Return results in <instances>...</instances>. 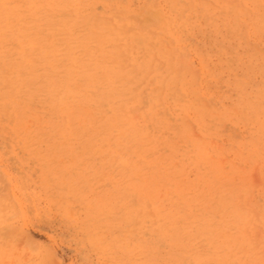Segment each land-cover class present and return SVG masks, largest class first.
<instances>
[{
	"label": "rangeland",
	"instance_id": "1",
	"mask_svg": "<svg viewBox=\"0 0 264 264\" xmlns=\"http://www.w3.org/2000/svg\"><path fill=\"white\" fill-rule=\"evenodd\" d=\"M9 1H0V264H264V1Z\"/></svg>",
	"mask_w": 264,
	"mask_h": 264
},
{
	"label": "bare ground",
	"instance_id": "2",
	"mask_svg": "<svg viewBox=\"0 0 264 264\" xmlns=\"http://www.w3.org/2000/svg\"><path fill=\"white\" fill-rule=\"evenodd\" d=\"M0 1H1V0H0ZM10 1H12V0H10ZM10 1H9V2H10ZM258 1H259V0H258ZM260 1H261V0H260ZM263 1H264V0H263ZM0 3H1V2H0ZM2 3H5V2L2 1ZM2 3H1V4H2ZM13 3H14V2H13ZM261 3H262V2H261ZM6 4H7V3H6ZM65 4H66V3H65ZM245 4H246V3H245ZM249 4H250V3H249ZM262 4H263V3H262ZM2 5H3V4H2ZM8 5H9V4H8ZM8 5H7V6H8ZM11 5H12V4H11ZM17 5H18V4H17ZM55 5H56V4H55ZM57 5H58V4H57ZM28 6H29V5H28ZM44 6H45V5H44ZM60 6H61V5H60ZM256 6H257V5H256ZM260 6H261V5H260ZM0 7H1V5H0ZM5 7H6V6H5ZM12 7H14V5H13ZM56 7H57V6H56ZM224 7H225V6H224ZM224 7H223V8H224ZM228 7L230 8V6H228ZM228 7H227V9H228ZM244 7H245V6H244ZM53 8H54V7H53ZM53 8H52V9H53ZM57 8H58V7H57ZM59 8H60V7H59ZM223 8H222V9H223ZM245 8H246V7H245ZM258 8H260V10H261L262 7H259V6H258ZM1 9H2V8H1ZM5 9H6V8H5ZM13 9H14V8H13ZM26 9H27V8H26ZM62 9H64V8H62ZM197 9H198V8H197ZM231 9H232V8H231ZM251 9H253V8H251ZM15 10H16V8H15ZM15 10H13V12H14ZM53 10H54V9H53ZM206 10H208V9L205 8V12H206ZM228 10H229V9H228ZM242 10H243V9H242ZM246 10H247V8H246ZM249 10H250V9H249ZM262 10H264V9H262ZM3 11H4V10H2V12H3ZM11 11H12V10H11ZM54 11H55V10H54ZM58 11H60V9H58ZM215 11H216V10H215ZM232 11H233V10H232ZM256 11H257V10H256ZM2 12H0V13H2ZM7 12H8V11H7ZM197 12H199V11H197ZM213 12H214V11H212V13H213ZM217 12H218V11H216V13H217ZM219 12H220V11H219ZM219 12H218V13H219ZM226 12H227V11H226ZM243 12H244V11H243ZM251 12H252V11H251ZM257 12H259V11H257ZM16 13H17V12H16ZM209 13H210V12H209ZM238 13H240V12H238ZM4 14H5V12H4ZM13 14H15V13H12V15H13ZM30 14H31V12H30ZM54 14H55V13H54ZM57 14H58V13H57ZM240 14H241V13H240ZM254 14H255V13H254ZM263 14H264V13H263ZM0 15H1V14H0ZM209 15L212 16L211 14H209ZM218 15H219V14H218ZM231 15H232V14H231ZM235 15H236V14H235ZM246 15H247V14H246ZM9 16H10V15H9ZM90 16H91V15H90ZM205 16H206V14H205ZM229 16H230V15H229ZM232 16H233V15H232ZM236 16H237V15H236ZM239 16L242 17V15H239ZM248 16H250V15H248ZM255 16H256V15H255ZM255 16H254V17H255ZM11 17H12V16H11ZM13 17H14V16H13ZM3 18H4V17H3ZM20 18H21V17H20ZM33 18H34V17H33ZM174 18H175V17H174ZM214 18H215V17H214ZM236 18H237V17H236ZM238 18H239V17H238ZM244 18H245V17H244ZM255 18H257V16H256ZM258 18H259V17H258ZM4 19H5V18H4ZM27 19H28V18H27ZM210 19H211V18H210ZM218 19H219V17H218ZM227 19H228V16H227ZM229 19H230V18H229ZM229 19H228V20H229ZM0 20H1V17H0ZM12 20H13V19H12ZM12 20H11V21H12ZM232 20H233V19H232ZM252 20H253V19H252ZM255 20H256V19H255ZM255 20H254V21H255ZM30 21H31V20H30ZM239 21H240V20H239ZM245 21H246V20H245ZM31 22H32V21H31ZM188 22H190V20H189ZM209 22H210V21H209ZM215 22H216V21H215ZM226 22H227V21H226ZM230 22H231V20H230ZM251 22H253V21H251ZM256 22H257V21H256ZM262 22H263V20H262ZM24 23H25V21H24ZM184 23H185V22H184ZM200 23H201V22H200ZM228 23H229V22H228ZM231 23H232V22H231ZM237 23H238V22H237ZM240 23H241V22H240ZM260 23H261V22H260ZM260 23H259V24H260ZM1 24H2V23H1ZM10 24H11V23H10ZM13 24H14V23H13ZM13 24H12V25H13ZM82 24H83V23H82ZM84 24H85V23H84ZM176 24H177V22H176ZM176 24H175V25H176ZM178 24H179V22H178ZM216 24H217V23H216ZM255 24H256V23H255ZM4 25H5V24H4ZM199 25H201V24H199ZM237 25H238V24H237ZM256 25H257V24H256ZM256 25H253V26H256ZM15 26H16V25H15ZM15 26H14V27H15ZM78 26H79V25H78ZM172 26H173V25H172ZM185 26H186V25H185ZM232 26H233V25H232ZM239 26H241V25H239ZM249 26H250V25H249ZM261 26H263V25H261ZM2 27H3V26H2ZM11 27H12V26H11ZM48 27H49V26H48ZM173 27H174V26H173ZM178 27H179V26H178ZM186 27H187V26H186ZM190 27H192V26H190ZM217 27L219 28V26H217ZM226 27H228V26H226ZM257 27H258V26H257ZM257 27H255V28H257ZM263 27H264V26H263ZM24 28H25V27H24ZM101 28H102V27H101ZM234 28H235V27H234ZM251 28H253V27L251 26ZM0 29H2V28H0ZM29 29H30V28H29ZM35 29H36V28H35ZM178 29H179V28H178ZM183 29H184V28H182L181 30H183ZM186 29H187V28H186ZM216 29H217V28H216ZM220 29H221V28H220ZM249 29H250V28H249ZM249 29H248V30H249ZM32 30H33V29H32ZM36 30H37V29H36ZM45 30H46V29H45ZM48 30H49V29H48ZM172 30H173V29H172ZM187 30H188V29H187ZM250 30H251V29H250ZM14 31H15V30H14ZM37 31H38V30H37ZM37 31H36V32H37ZM53 31H54V30H53ZM175 31H176V30H175ZM178 31H179V30H178ZM256 31H259V29L256 30ZM1 32H2V31H1ZM19 32H20V31H19ZM19 32H18V33H19ZM24 32H25V31H24ZM27 32H28V31H27ZM102 32H103V31H102ZM251 32H252V31H251ZM251 32L249 31V33H251ZM253 32H255V30H253ZM15 33H16V32H15ZM167 33H168V32H167ZM181 33H182V32H181ZM34 34H35V33H34ZM41 34H42V33H41ZM56 34H57V33H56ZM64 34H65V33H64ZM254 34H255V33H254ZM254 34H253V35H254ZM256 34H257V33H256ZM258 34H259V32H258ZM6 35H7V34H6ZM6 35H5V36H6ZM9 35H10V33H9ZM25 35H26V34H25ZM36 35H37V34H36ZM162 35H163V34H162ZM251 35H252V34H251ZM172 36H173V34H172ZM13 37H14V36H13ZM17 37H18V36H17ZM20 37H21V36H20ZM34 37H35V36H34ZM59 37H60V36H59ZM67 37H68V36H67ZM76 37H77V36H76ZM223 37H224V36H223ZM226 37L228 38V36H226ZM259 37H260V36H259ZM2 38H4V37H2ZM74 38H75V37H74ZM170 38H171V37H170ZM179 38H180V37H179ZM229 38H230V37H229ZM229 38H228V39H229ZM254 38H255V37H254ZM36 39H38V38L36 37ZM36 39H35V40H36ZM46 39H47V38H46ZM232 39H234V38H232ZM256 39H258V38H256ZM6 40H7V39H6ZM20 40H21V39H20ZM111 40H112V39H111ZM175 40H176V38H175ZM234 40H235V39H234ZM246 40H247V39H246ZM93 41H94V40H93ZM165 41H166V40H165ZM260 41H261V39H260ZM27 42H28V41H27ZM71 42H72V40H71ZM247 42H248V41H247ZM252 42H253V41H252ZM34 43H35V42H34ZM34 43H33V44H34ZM168 43H169V42H168ZM240 43H241V42H240ZM261 43H262V42H261ZM48 44H49V43H48ZM75 44H76V43H75ZM92 44H93V43H92ZM177 44H178V43H177ZM251 44H252V43H251ZM98 45H99V44H98ZM106 45H107V44H106ZM254 45H255V44H254ZM73 46H74V44H73ZM94 46H95V45H94ZM240 46H241V44H240ZM249 46H250V45H249ZM71 47H72V46H71ZM102 47H103V46H102ZM195 47H196V46H195ZM252 47H254V46H251V48H252ZM45 48H46V47H45ZM53 48H54V47H53ZM55 48H58V47H55ZM110 48H111V47H110ZM251 48H250V49H251ZM254 48H255V47H254ZM137 49H138V48H137ZM250 49H249V50H250ZM37 50H38V49H37ZM77 50H78V49H77ZM92 50H93V49H92ZM111 50H112V49H111ZM179 50H180V49H179ZM224 50H225V49H224ZM252 50H253V49H252ZM44 51H45V50H44ZM65 51H66V50H65ZM190 51H191V50H190ZM222 51H223V50H222ZM223 52H225V51H223ZM248 52H249V51H248ZM254 52H255V51H254ZM257 52H258V51H257ZM39 53H40V52H39ZM68 53H69V52H68ZM255 53H256V52H255ZM255 53L252 54V55H255ZM80 54H81V53H80ZM86 54H87V53H86ZM221 54H222V53H221ZM221 54H219V55H221ZM213 55H214V54H213ZM50 56H52V55H50ZM80 56H81V55H80ZM256 56H257V55H256ZM58 57H59V56H58ZM82 57H83V56H82ZM85 57H86V56H85ZM215 57H216V56H215ZM217 57H218V56H217ZM220 57H221V56H220ZM225 57H227V55H225ZM230 57H232V56H230ZM234 57H235V55H234ZM238 57H239V56H238ZM249 57H250V56H249ZM253 57H254V56H253ZM63 58H64V57H63ZM201 58H202V57H201ZM222 58H223V57H222ZM232 58H233V57H232ZM247 58H248V57H247ZM49 59H50V58H49ZM209 59H210V58H209ZM230 59H231V58H230ZM240 59H241V58H240ZM242 59H243V58H242ZM218 60H219V59H218ZM220 60H221V59H220ZM220 60H219V61H220ZM225 60H226V59H225ZM232 60H233V59H232ZM246 60H247V59H246ZM246 60H245V61H246ZM250 60H251V59H250ZM256 60H257V58H256ZM256 60H255V61H256ZM59 61H60V59L58 60V62H59ZM86 61H87V60H86ZM88 62H91V61H88ZM200 62H203V61H200ZM206 62H207V61H206ZM226 62H227V61H226ZM261 62H262V61H261ZM204 63H205V62H204ZM239 63H240V62H239ZM249 63H250V61H249ZM254 63H255V62H254ZM91 64H92V63H91ZM209 64H210V63H209ZM85 65H86V64H85ZM97 65H98V64H97ZM203 65H204V64H203ZM221 65H222V63H221ZM221 65H220V66H221ZM223 65H224V64H223ZM252 65H253V64H252ZM98 66H99V65H98ZM215 66H216V65H215ZM248 66H249V65H248ZM85 67H86V66H85ZM112 67H113V66H112ZM221 67H222V66H221ZM255 67H256V66H255ZM263 67H264V66H263ZM102 68H103V67H102ZM210 68H212V67H210ZM217 68H218V67H217ZM241 68H242V67H241ZM69 69H72V68L69 67ZM89 69H90V68H89ZM98 69H99V68H98ZM116 69H117V68H116ZM188 69H189V68H188ZM203 69H204V68H203ZM96 70H97V69H96ZM184 70H185V69H184ZM212 70H213V69H212ZM215 70H216V69H215ZM263 70H264V69H261V71H263ZM80 71H81V70H80ZM185 71H186V70H185ZM192 71H193V70H192ZM219 71H220V70L218 69V72H219ZM251 71H252V70H251ZM52 72H53V71H52ZM52 72H50V73H52ZM90 72H91V71H90ZM95 72H96V71H95ZM230 72H233V71H230ZM234 72H235V71H234ZM66 73H67V72H66ZM71 73H72V72H70L69 74L71 75ZM78 73H80V72H78ZM82 73H83V72H82ZM82 73H81V74H82ZM88 73H89V72H88ZM91 73H93V72H91ZM173 73H174V72H173ZM173 73H172V74H173ZM244 73H245V72H244ZM262 73H263V72H262ZM62 74H63V73H62ZM73 74H74V72H73ZM84 74H85V72H84ZM86 74H87V72H86ZM96 74H97V73H96ZM110 74H112V73H110ZM172 74H171V75H172ZM223 74H224V73H223ZM227 74H228V73H227ZM235 74H236V73H235ZM240 74H241V73H240ZM255 74H256V73H255ZM259 74H260V73H259ZM48 75H49V74H48ZM51 75H53V74H51ZM56 75H57V74H56ZM60 75H61V74L59 73V76H60ZM64 75H65V74H64ZM79 75H80V74H79ZM79 75H78V76H79ZM87 75H88V74H87ZM107 75H108V74H107ZM171 75H170V76H171ZM228 75H229V74H228ZM249 75H251L250 72H249ZM61 76H63V75H61ZM65 76L67 77V75H65ZM65 76H64V77H65ZM78 76H76V77H78ZM84 76H85V75H84ZM91 76H92V75H91ZM165 76H166V75H165ZM170 76H169V77H170ZM206 76H207V75H206ZM66 77H65V78H66ZM80 77H81V76H80ZM85 77H86V76H85ZM85 77H83V78H85ZM92 77H94V76H92ZM107 77H110V76H107ZM111 77H112V76H111ZM163 77H164V76H163ZM171 77H172V76H171ZM229 77H230V76H229ZM237 77H239V76H237ZM237 77H236V78H237ZM250 77H251V76H250ZM261 77H262V76H261ZM112 78H113V77H112ZM60 79L62 80V77H61ZM63 79H64V78H63ZM70 79H71V78H70ZM85 79H86V78H85ZM91 79H92V78H90V80H91ZM97 79H99V78H97ZM115 79H116V76H115ZM179 79H180V78H179ZM229 79H230V78H229ZM229 79H228V80H229ZM61 80H60V81H61ZM88 80H89V79H88ZM95 80H96V77H95ZM99 80H100V79H99ZM159 80H160V79H159ZM183 80H184V79H183ZM244 80H245V79H244ZM244 80H243V81H244ZM250 80H251V79H250ZM79 81H80V79H79ZM82 81H83V80H82ZM80 82H81V81H80ZM95 82H97V81H95ZM100 82H102V81H100ZM158 82H159V81H158ZM212 82H213V81H212ZM230 82H231V79H230ZM239 82H240V81H239ZM241 82H242V81H241ZM53 83L55 84V82H53ZM74 83L76 84V82H74ZM102 83H103V82H102ZM165 83H166V81H165ZM178 83H179V82H178ZM60 84L62 85V83H60ZM75 84H74V85H75ZM82 84H83V82L81 83V85H82ZM91 84H92V83H91ZM97 84H99V83H97ZM100 84H101V83H100ZM117 84H118V83H117ZM157 84H158V83H157ZM160 84H162V82H161ZM181 84H182V83H181ZM255 84H256V82H255ZM56 85H57V84H56ZM61 85H60V86H61ZM69 85H70V84H69ZM77 85H78V84H77ZM87 85H88V84H87ZM92 85H93V84H92ZM171 85H173V84H171ZM245 85H248V84H245ZM245 85H244V86H245ZM253 85H254V84H253ZM54 86H55V85H54ZM54 86H53V87H54ZM65 86H66V85H65ZM67 86H68V85H67ZM70 86H72V85H70ZM83 86L85 87V85H83ZM88 86H89V85H88ZM88 86H87V87H88ZM90 86H91V85H90ZM95 86H97V85H95ZM120 86H121V85H120ZM156 86H157V85H156ZM156 86H155V87H156ZM158 86H159V85H158ZM230 86H231V85H230ZM235 86H236V88L238 87L237 85H235ZM250 86H252V84H251ZM255 86H256V85H255ZM258 86H259V85H258ZM61 87H62V86H61ZM72 87H73V86H72ZM80 87H81V86H80ZM133 87H134V86H133ZM163 87H164V86H163ZM165 87H167V86L165 85ZM165 87H164V88H165ZM231 87H232V86H231ZM248 87H249V86H248ZM252 87H253V86H252ZM88 88L90 89V87H88ZM158 88H159V87H158ZM255 88H256V87H255ZM61 89H62V88H61ZM64 89L66 90V87H65ZM64 89H62V90L65 91ZM72 89H75V88H72ZM82 89L84 90V88H82ZM82 89H81V90H82ZM91 89H92V87H91ZM91 89H90V90H91ZM101 89H102V87H101ZM159 89H160V88H159ZM173 89H174V88H173ZM182 89H183V88H182ZM182 89H181V90H182ZM239 89H241V87H240ZM247 89H248V88H247ZM247 89H246V90H247ZM46 90H47V89H46ZM69 90H71V89L69 88ZM81 90H80V91H81ZM152 90H153V89H152ZM168 90H169V88H168ZM174 90H175V89H174ZM177 90H178V89H177ZM246 90H245V92H246ZM74 91H75V90H74ZM88 91H89V90H88ZM95 91H96V90H95ZM100 91H102V90H100ZM100 91H98V93H100ZM106 91H107V89H106ZM148 91H149V90H148ZM148 91H147V93H148ZM182 91H183V90H182ZM252 91H253V90H252ZM252 91H251V92H252ZM254 91H255V90H254ZM66 92H67V90H66ZM75 92H77V91H75ZM115 92H116V91H115ZM118 92H120V91H118ZM136 92H137V91H136ZM140 92H141V91H140ZM140 92H139V94H140ZM152 92H153V91H152ZM156 92H157V91H156ZM156 92H155V93H156ZM183 92H184V91H183ZM210 92H211V90H210ZM245 92H244V93H245ZM249 92H250V91H249ZM255 92H257V89H256ZM68 93H69V92H68ZM72 93H73V92H72ZM77 93H78V92H77ZM81 93H83V92H81ZM95 93H96V92H95ZM143 93H144V92H143ZM149 93H150V92H149ZM149 93H148V94H149ZM158 93H159V92H158ZM160 93H161V92H160ZM164 93H165V92H164ZM207 93H208V92H207ZM259 93H260V92H259ZM64 94H65V93H64ZM69 94H70V93H69ZM73 94H74V93H73ZM73 94H72V96L75 95V94H74V95H73ZM79 94H80V92H79ZM103 94H104V93H103ZM103 94H102V95H103ZM107 94H108V93H107ZM153 94H154V93H153ZM165 94H166V93H165ZM165 94H164V95H165ZM184 94H185V93H184ZM211 94H212V93H211ZM62 95H63V93H62ZM76 95H77V94H76ZM80 95H81V94H80ZM82 95H83V94H82ZM88 95L91 96L90 93H88ZM99 95H100V94H99ZM105 95H106V93H105ZM145 95H146V94H145ZM176 95H177V94H176ZM209 95H210V94H209ZM209 95H208V96H209ZM212 95H213V94H212ZM222 95H223V94H222ZM248 95H249V94H248ZM260 95H261V94H260ZM53 96H54V95H53ZM63 96H64V95H63ZM67 96H68V95H67ZM85 96H86V95H85ZM94 96H96V95H94ZM141 96H142V94H141ZM159 96H160V95H159ZM181 96H182V95H181ZM185 96H188V95H185ZM190 96H192V95H190ZM217 96H218V95H217ZM233 96H234V95H233ZM252 96H253V95H252ZM64 97H65V96H64ZM97 97H98L99 100H100V98H103V97H100V98H99V96H98V94H97V96L94 97V99L97 98ZM104 97H105V96H104ZM110 97H111V96H110ZM115 97H116V95H115ZM123 97H124V96H123ZM151 97H152V96H151ZM196 97H197V96H196ZM202 97H203V96H202ZM206 97H207V96H206ZM221 97H222V96H221ZM224 97H225V96H224ZM246 97H248V96H246ZM68 98H70V96H69ZM78 98H79V97H77V99H78ZM116 98H117V97H116ZM120 98H122V97H120ZM139 98H140V97H139ZM148 98H150V97H148ZM178 98H180V97H178ZM184 98H185V97H184ZM184 98H183V99H184ZM186 98H187V97H186ZM211 98H212V97H211ZM218 98H219V97H218ZM241 98H242V97H241ZM255 98H256V97H255ZM255 98H254V99H255ZM258 98H259V96H258ZM262 98H263V97H262ZM73 99H74V98H73ZM83 99H84V98H83ZM92 99H93V98H92ZM105 99H107V97H106ZM146 99H147V98H146ZM155 99H156V98H155ZM155 99H154V101H155ZM172 99H173V98H172ZM199 99H200V98H199ZM203 99H204V98H203ZM263 99H264V98H263ZM63 100H64V99H63ZM75 100H76V99H75ZM89 100H90V99H89ZM95 100H96V99H95ZM121 100H122V99H121ZM147 100H148V99H147ZM147 100H145V101H147ZM157 100H158V99H156V101H157ZM173 100H174V99H173ZM196 100H197V99H196ZM200 100H201V99H200ZM212 100H214V99H212ZM245 100H246V99H245ZM255 100H256V99H255ZM255 100H254L253 102H255ZM257 100H258V99H257ZM67 101H68V100H67ZM71 101H72V100H71ZM71 101H70V103H71ZM83 101H84V100H83ZM90 101H91V100H90ZM90 101L88 102L89 104H90ZM100 101H101V100H100ZM115 101H116V100H115ZM115 101H114V102H115ZM117 101H118V100H117ZM132 101H133V100H132ZM175 101H176V100H175ZM181 101H182V99H181ZM207 101H208V100H207ZM241 101H242V100H241ZM260 101H261V100H260ZM62 102H63V101H62ZM84 102H85V101H84ZM103 102H104V101H103ZM118 102H119V101H118ZM135 102H136V101H135ZM149 102H151V101H149ZM157 102H159V100H158ZM170 102H174V101H170ZM210 102H211V101H210ZM212 102H213V101H212ZM257 102H258V101H257ZM53 103L55 104V102H53ZM66 103H68V102H66ZM66 103H64V104L66 105ZM73 103H75V102H73ZM77 103H79V101H78ZM85 103H86V102H85ZM92 103H94V102H92ZM92 103H91V104H92ZM100 103H101V102H100ZM104 103H105V102H104ZM143 103H144V102H143ZM161 103H162V102H161ZM161 103H160V104H161ZM175 103H176V102H175ZM208 103H209V102H208ZM237 103H238V105H239V102H237ZM240 103H241V102H240ZM251 103H252V102H251ZM259 103H260V102H259ZM261 103H262V101H261ZM59 104H60V103H59ZM64 104H63V105H64ZM83 104H84V103H83ZM86 104H87V103H86ZM89 104H87V105H89ZM102 104H103V103H102ZM111 104H113V103H111ZM116 104H117V103H116ZM116 104H115V105H116ZM151 104H153V103H151ZM155 104H156V103H155ZM183 104H184V103H183ZM199 104H200V102H199ZM203 104H204V103H203ZM246 104H247V103H246ZM246 104H244V105H246ZM252 104H253V103H252ZM256 104H257V103H256ZM68 105H69V104H68ZM79 105H80V104H79ZM107 105H108V104H107ZM118 105H119V104H118ZM118 105H117V106H118ZM126 105H127V104H126ZM156 105H157V104H156ZM179 105H180V104H179ZM187 105H188V104H187ZM191 105H193V104H191ZM241 105H242V104H241ZM244 105H243V106H244ZM248 105H250V104H248ZM49 106H52V105H49ZM61 106H62V104H61ZM61 106H60V107H61ZM69 106H70V105H69ZM71 106H73V105H71ZM71 106H70V107H71ZM83 106H84V105H83ZM90 106H92V105H90ZM93 106H95V104H94ZM93 106H92V107H93ZM105 106H106V105H105ZM131 106H132V105H131ZM143 106H144V104H143ZM153 106H154V105H152L151 108H152ZM261 106H262V105H261ZM263 106H264V105H263ZM86 107H87V106H86ZM118 107H119V106H118ZM148 107H150V106H148ZM156 107H157V106H156ZM163 107H164V105H163ZM183 107H184V106H183ZM204 107H205V106H204ZM207 107H208V106H207ZM258 107H260V106H258ZM258 107H257V108H258ZM89 108H90V107H89ZM96 108H98V107H96ZM115 108H116V107H115ZM151 108L149 109V112L152 110ZM167 108H168V107H167ZM173 108H174V107H173ZM179 108H180V106H179ZM187 108H188V107H187ZM187 108H186V111H187ZM189 108H190V107H189ZM194 108H195V107H194ZM254 108H255V106H254ZM254 108H253V109H254ZM65 109H68V106H67V108L65 107ZM78 109H79V108H78ZM81 109H82V107H81ZM103 109H104V108H103ZM119 109H120V108H119ZM129 109H130V108H129ZM174 109H175V108H174ZM176 109H178V107H177ZM202 109H203V108H202ZM202 109H201V110H202ZM208 109H209V108H208ZM244 109H245V108H244ZM251 109H252V108H251ZM59 110H60V109H59ZM59 110H58V111H59ZM83 110H84V109H83ZM115 110H116V109H115ZM158 110H159V108H158ZM165 110H166V109H165ZM178 110H179V109H178ZM191 110H192V109H191ZM231 110H232V109H231ZM231 110H230V111H231ZM236 110H237V109H236ZM242 110H243V108H242ZM56 111H57V110H56ZM62 111H63V110H62ZM62 111H61V112H62ZM64 111H65V110H64ZM111 111H112V110H111ZM113 111H114V110H113ZM138 111H139V110H138ZM141 111H142V110H141ZM145 111H146V110H145ZM159 111H160V110H159ZM174 111H175V110H174ZM197 111H198V110H197ZM228 111H229V110H228ZM228 111H227V112H228ZM230 111H229V112H230ZM238 111H240V110H238ZM243 111H244V110H243ZM249 111H250V110H249ZM249 111H248V112H249ZM251 111H252V110H251ZM255 111H256V110H255ZM54 112H55V111H54ZM65 112H66V111H65ZM71 112H72V111H71ZM84 112H86V111H84ZM94 112H95V111H94ZM96 112H97V111H96ZM118 112H120V111H118ZM156 112H157V111H156ZM191 112H194V110L191 111ZM195 112H196V111H195ZM202 112H203V111H202ZM205 112H207V111H205ZM209 112H210V110H209ZM209 112H207V113H209ZM227 112H226V113H227ZM232 112H233V111H232ZM234 112H235V111H234ZM245 112H247V111H245ZM252 112H253V111H252ZM82 113H83V111H82ZM88 113H89V112H88ZM90 113H91V112H90ZM116 113H117V111H116ZM116 113H115V114H116ZM142 113H143V112H142ZM153 113H154V112H153ZM160 113H161V111H160ZM213 113H214V112H213ZM222 113H223V112H222ZM222 113H220L219 116H222V115H221ZM226 113H223V114H226ZM238 113H243V112H238ZM53 114H54V113H53ZM58 114H59V113H58ZM61 114H62V113H61ZM61 114H60V115H61ZM72 114H73V115H79V113H77V114L72 113ZM85 114H86V113H85ZM131 114H133V113H131ZM147 114H148V112H147ZM165 114L167 115V113H165ZM230 114H231V112H230ZM232 114H235V113H232ZM247 114H248V113H247ZM250 114H251V113H250ZM255 114H256V113H255ZM70 115H71V113H70ZM89 115H90V114H87V117H88ZM99 115H100V114H99ZM137 115H138V114H137ZM143 115H144V114H142V117H143ZM154 115H155V113H154ZM154 115H153V117H154ZM194 115H196V114H194ZM201 115H202V114H201ZM201 115H200V116H201ZM212 115H213V114H212ZM227 115H228V114H226L225 116H227ZM248 115H249V114H248ZM66 116H67V115H66ZM79 116H80V115H79ZM146 116H147V115H146ZM146 116H145V117H146ZM151 116H152V114H151ZM157 116H158V114H157ZM185 116H186V115H185ZM210 116H211V115H210ZM223 116H224V115H223ZM229 116H230V115H229ZM232 116H233V115H232ZM234 116H235V115H234ZM234 116H233V117H234ZM240 116H241V115H240ZM242 116H243V114H242ZM242 116H241V117H242ZM251 116H252V115H251ZM251 116H250V117H251ZM257 116H258V115H257ZM257 116H255L256 119H257ZM262 116H263V115H262ZM63 117H64V116H63ZM67 117H68V116H67ZM90 117H92V119H93L94 116H91V115H90ZM99 117H101V116H99ZM99 117H98V118H99ZM108 117H109V116H108ZM112 117H113V116H112ZM116 117H117V116H116ZM119 117H120V116H119ZM140 117H141V116H140ZM145 117H144V118H145ZM193 117H194V116H193ZM245 117H247V116L245 115ZM260 117H261V116H260ZM76 118H78V116H76ZM84 118H85V117H84ZM96 118H97V116H96ZM127 118H128V117H127ZM136 118H137V117H136ZM138 118H139V116H138ZM157 118H158V117H157ZM161 118H162V117L160 116V119H159V120H161ZM163 118H164V117H163ZM182 118H183V115H182ZM187 118H188V117H187ZM212 118H213V117H212ZM220 118H221V117H220ZM247 118H249V117H247ZM263 118H264V117H263ZM85 119H86V118H85ZM87 119H88V118H87ZM99 119H100V118H99ZM112 119H113V118H112ZM120 119H121V117H120ZM134 119H135V118H134ZM134 119H133V120H134ZM147 119H148V118H147ZM193 119H194V118H193ZM193 119H192V120H193ZM197 119H198V118H197ZM218 119H219V118H218ZM236 119H237V116H236ZM251 119H252V117H251ZM256 119H255V120H256ZM64 120H66V122H67L68 118H65ZM74 120H75V118L73 119V121H74ZM79 120H80V119H79ZM96 120H97V119H96ZM106 120H107V118H106ZM123 120H124V119H123ZM127 120H128V119H127ZM127 120H126V121H127ZM137 120H138V119H137ZM145 120H146V118L143 119V121H145ZM150 120H151V119H150ZM194 120H196V119H194ZM216 120H217V119H216ZM223 120H224V119H223ZM223 120L220 121V122L223 123ZM231 120H232V119H231ZM231 120H230V122H231ZM238 120H239V119H238ZM252 120H253V119H252ZM258 120H259V119H258ZM258 120H257V121H258ZM260 120H261V119H260ZM76 121H77V120H76ZM81 121H82V120H81ZM81 121H79V122H81ZM88 121H90V120H88ZM94 121H95V120H94ZM98 121H101V120H98ZM110 121H112V120H110ZM113 121H114V120H113ZM157 121H158V120H157ZM169 121H170V120H169ZM234 121H235V120H234ZM240 121H241V120H239V122H240ZM247 121H248V120H247ZM58 122H59V121H58ZM95 122H96V121H95ZM103 122H104V121H103ZM150 122H151V121H150ZM159 122H160V121H159ZM164 122H166V121H164ZM202 122H203V121H202ZM241 122H242V121H241ZM75 123H76V122H75ZM85 123H86V122H85ZM90 123H91V122H90ZM144 123H146V122H144ZM160 123H161V122H160ZM166 123H167V122H166ZM169 123H170V122H169ZM208 123H209V122H208ZM237 123H238V121H237ZM59 124H60V123H59ZM91 124H92V123H91ZM108 124H109V123H108ZM115 124H117V123H115ZM119 124H120V123H119ZM162 124H164V123H162ZM179 124H180V123H179ZM182 124H183V123H182ZM202 124H203V123H202ZM209 124H210V123H209ZM230 124H231V123H230ZM244 124H245V123H244ZM252 124H253V123H252ZM68 125H69V122H68ZM75 125H76V124H75ZM84 125H86V124H84ZM84 125H83V126H84ZM87 125H88V124H87ZM87 125H86V126H87ZM98 125H100V124H98ZM103 125H104V124H103ZM120 125H121V124H120ZM122 125H123V123H122ZM145 125H146V127H147V123H146ZM171 125H172V124H171ZM206 125L208 126V124H206ZM231 125H232V124H231ZM231 125H230V126H231ZM241 125H242V124H241ZM260 125H262V124H260ZM65 126H66V125H65ZM92 126H94V125H92ZM113 126H114V125H113ZM123 126H124V125H123ZM123 126H121V127H123ZM161 126H162V125H161ZM166 126H167V125L165 124V127H166ZM176 126H177V125H176ZM198 126H199V125H198ZM204 126H205V124H204ZM215 126H216V125H215ZM220 126H221V125H220ZM235 126H236V123H235ZM237 126H238V125H237ZM54 127H55V126H54ZM68 127H69V126H68ZM71 127H72V126H71ZM71 127H70V130H71ZM87 127H88V126H87ZM96 127H97V126H96ZM100 127H102V125H101ZM115 127H116V126H115ZM138 127H139V126H138ZM167 127H169V126H167ZM238 127H239V126H238ZM117 128H118V127H117ZM124 128H125V126H124ZM143 128H144V127H143ZM155 128H156V125H155ZM201 128H202V127H201ZM205 128H206V127H205ZM217 128H218V127H217ZM224 128H225V127H224ZM60 129H61V128H60ZM63 129H66V127H64ZM80 129H81V128H80ZM94 129H95V128H94ZM98 129H100V128H98ZM103 129H104V128H103ZM113 129H114V128H113ZM115 129H116V128H115ZM131 129H132V128H131ZM135 129H136V128H135ZM173 129L175 130V128H173ZM179 129H180V127H179ZM179 129H178L177 131H180ZM207 129H208V128H207ZM58 130H59V129H58ZM87 130L89 131L90 129L88 128ZM91 130H92V129H91ZM91 130H90V131H91ZM95 130H96V129H95ZM117 130H118V129H117ZM129 130H130V129H129ZM129 130H128V131H129ZM136 130H138V129H136ZM142 130H143V129H141L140 131H142ZM146 130H147V129L145 128V131H146ZM150 130H151V129H150ZM153 130H155V129L153 128ZM163 130H164V129H163ZM163 130H162V131H163ZM200 130H202V129H200ZM212 130H213V129H212ZM219 130H220V129H219ZM81 131H82V129H81ZM96 131H97V130H96ZM100 131H101V130H100ZM105 131H106V130H105ZM114 131H115V130H114ZM130 131H131V130H130ZM133 131H134V130H133ZM140 131H139V132H140ZM143 131H144V130H143ZM158 131H159V130H158ZM168 131H170V130H168ZM168 131H167V132H168ZM177 131H176V132H177ZM209 131H210V130H209ZM215 131H216V130H215ZM249 131H250V130H249ZM260 131L262 132V130H260ZM59 132H60V130H59ZM61 132H63V131L61 130ZM66 132L68 133V131H66ZM101 132H102V131H101ZM150 132H151V131H150ZM160 132H161V131H160ZM164 132H165V131H164ZM167 132H166V133H167ZM171 132H173V131H171ZM176 132H173V133H176ZM200 132H202V131H200ZM210 132H211V131H210ZM57 133H58V132H57ZM67 133H66V134H67ZM70 133H71V131H70ZM84 133H85V132H84ZM90 133H91V132H88V135H89ZM103 133H104V132H103ZM105 133H106V132H105ZM107 133H109V131H107ZM117 133H118V132H116V134H117ZM125 133H126V132H125ZM131 133H132V132H131ZM144 133H145V132H144ZM168 133H170V132H168ZM198 133H199V132H198ZM217 133H218V132H217ZM60 134H61V133H60ZM66 134H65V135H66ZM75 134H78V133H75ZM93 134H94V133H93ZM96 134H97V133H96ZM98 134H99V133H98ZM100 134H101V133H100ZM111 134H113V133L110 132V136H111ZM114 134H115V133H114ZM128 134H129V133H128ZM128 134H127V136H126L127 138H128ZM133 134H134V133H133ZM201 134H202V133H201ZM211 134H212V133H211ZM61 135H62V134H61ZM65 135H64V136H65ZM70 135H71V134H70ZM70 135H69V136H70ZM129 135H130V134H129ZM137 135H138V134H137ZM143 135H144V134H143ZM152 135H153V134H152ZM168 135H169V134H168ZM170 135H171V134H170ZM170 135H169V137L171 138ZM182 135H184V134H182ZM188 135H189V134H188ZM190 135H191V134H190ZM190 135H189V136H190ZM215 135H216V134H215ZM85 136H87V135H85ZM93 136H94V135H93ZM95 136H96V135H95ZM100 136H101V135H100ZM104 136H105V135H104ZM114 136H115V135H114ZM114 136H113V137H114ZM158 136H159V134H158ZM161 136H162V135H161ZM161 136H160V137H161ZM206 136H207V135H206ZM62 137H63V136H62ZM65 137H66V136H65ZM67 137H68V134H67ZM71 137H72V136H71ZM83 137H84V136H82V139H83ZM96 137H98V135H97ZM102 137H103V136H102ZM102 137H100V138H102ZM152 137H153V136H152ZM156 137H157V136H156ZM164 137H165V136H164ZM164 137H162V138H164ZM176 137H177V136H176ZM176 137H174V138H176ZM180 137H181V136H180ZM180 137H179V138H180ZM186 137H187V136H186ZM197 137H198V136H197ZM208 137H209V136H208ZM210 137H212V136H210ZM213 137H214V135H213ZM68 138H69V137H68ZM87 138H88V137H87ZM100 138H98V139H100ZM111 138H112V136H111ZM111 138H108V137H107V139H111ZM119 138L121 139L122 137H119ZM134 138H135V137H133V138H131V139L133 140ZM139 138H140V136H139ZM158 138H159V137H158ZM165 138H166V137H165ZM167 138H168V136H167ZM167 138H166V139H167ZM172 138H173V136H172ZM205 138H206V137H205ZM88 139H89V138H88ZM90 139H91V138H90ZM90 139H89V140H90ZM114 139H115V138H114ZM117 139H118V138H117ZM125 139H126V138H125ZM131 139H130V140H131ZM155 139H156V138H155ZM159 139H160V138H159ZM185 139H186V138H185ZM209 139H210V138H209ZM209 139H208V140H209ZM72 140H73V139H72ZM104 140H105V139H104V137H103L102 141L104 142ZM130 140H128V141L130 142ZM134 140H135V139H134ZM145 140H146V138H145ZM164 140H165V139H164ZM168 140H169V139H168ZM171 140H172V139H171ZM191 140H192V139H191ZM191 140H190V143H191ZM86 141H87V140H86ZM102 141H101V142H102ZM105 141H107V140H105ZM109 141H113V140H109ZM123 141H124V140H123ZM162 141H163V140H162ZM176 141H177V140H176ZM176 141H175V142H176ZM132 142H133V141H132ZM137 142H138V141H137ZM137 142H136V143H137ZM165 142H166V141H164V143H165ZM173 142H174V141H173ZM179 142H180V141H179ZM74 143H75V142H74ZM85 143H86V142H85ZM99 143H100V142H99ZM119 143H120V142H119ZM124 143H125V142H124ZM136 143H135V141H134V144H136ZM169 143H170V142H169ZM193 143H194V142H193ZM105 144H106V143H105ZM120 144H121V143H120ZM140 144H142V143H140ZM175 144H176V143H175ZM186 144H187V143H186ZM199 144H200V143H199ZM202 144H203V143H202ZM212 144H213V143H212ZM107 145H108V144H107ZM145 145H146V144H145ZM145 145H144V146H145ZM152 145H153V142H152ZM160 145H161V144H160ZM167 145H168V144H167ZM167 145H166V146H167ZM197 145H198V142H197ZM85 146H86V145H85ZM118 146H120V145L118 144ZM154 146H155V145H154ZM198 146H199V145H198ZM107 147H108V146H107ZM109 147H111V146H109ZM116 147H117V146H116ZM123 147H124V146H122V148H123ZM130 147H131V146H130ZM139 147H140V145H139ZM147 147L149 148L150 146H147ZM162 147H163V143H162ZM164 147H165V146H164ZM170 147H171V146H170ZM191 147H192V146H191ZM199 147H201V146H199ZM202 147H203V146H202ZM214 147H215V146H214ZM124 148H125V147H124ZM127 148H128V147H127ZM127 148H126V149H127ZM131 148H132V147H131ZM134 148H135L136 151H137L138 147H137V148L134 147ZM144 148H146V147H144ZM148 148H147V149H148ZM167 148H168V146H167ZM192 148H193V147H192ZM203 148H204V147H203ZM117 149H118V147H117ZM132 149H133V148H132ZM132 149H131V150H132ZM155 149H156V147H155ZM165 149H166V148H165ZM165 149H164V150H165ZM210 149H211V148H210ZM120 150H121V149H120ZM131 150H130V151H131ZM150 150H151V148H150ZM153 150H154V149H153ZM153 150H151V152H152ZM201 150H202V149H201ZM118 151H119V150H118ZM122 151H123V150H122ZM130 151H128V153H131ZM141 151H142V150H141ZM143 151H144V150H143ZM158 151H159V150H158ZM171 151H172V150H171ZM194 151H195V150H194ZM199 151H200V150H199ZM202 151H203V150H202ZM212 151L214 152V150H212ZM112 152H113V151H112ZM120 152H121V151H120ZM133 152H134V151H133ZM133 152H132V153H133ZM147 152H148V151H147ZM162 152H163V151H162ZM187 152H188V151H187ZM187 152H186V153H187ZM200 152H201V151H200ZM118 153H119V152H118ZM128 153H126V154H128ZM135 153H136V152H135ZM139 153H140V155H141V152H140V151H139ZM139 153H138V154H139ZM165 153H166V152H165ZM193 153H194V152H193ZM123 154H124V153H123ZM147 154H148V153H147ZM149 154H150V152H149ZM187 154H188V153H187ZM190 154H191V153H190ZM194 154H196V153H194ZM194 154H193V155H194ZM201 154H203V153L201 152ZM113 155H114V154H113ZM131 155H132V154H131ZM136 155H137V154H136ZM165 155H166V154H165ZM165 155H164V156H165ZM209 155H210V154H209ZM144 156H145V155H144ZM172 156H173V155H172ZM172 156H169V155H168V157H170L169 160H171ZM197 156H198V155H197ZM200 156H202V155H200ZM137 157H138V156H137ZM140 157H141V156H140ZM147 157H148V156H147ZM155 157H156V156H155ZM165 157H166V156H165ZM133 158H134V157H133ZM142 158H143V157H142ZM161 158H163V155L161 156ZM173 158H174V156H173ZM187 158L190 159V156H188ZM194 158H195V155H194ZM202 158H203V157H202ZM207 158H208V157H207ZM209 158H210V157H209ZM175 159H176V158H175ZM140 160H142V159H140ZM144 160H146V163H147V159L144 158ZM144 160H143V161H144ZM162 160H164V159H161V161H160V159H159L160 162H164V163H166L165 161H162ZM205 160H206V159H205ZM143 161H142V163H143ZM195 161H196V160H195ZM197 161H198V160H197ZM132 162H133V161H132ZM149 162L151 163V161H149ZM156 162H158V160H157ZM172 162H173V161H172ZM178 162H179V160H178ZM183 162H184V160H183ZM183 162L181 161V163H183ZM202 162H203V161H202ZM134 163H135V160H134ZM136 163H137V162H136ZM140 163H141V162H140ZM140 163H138V164L141 166ZM144 163H145V162H144ZM164 163H163V164H164ZM168 163H171V162H168ZM181 163H180V164H181ZM200 163H201V162H200ZM212 163H213V162H212ZM214 163H215V162H214ZM131 164H132V163H131ZM155 164H156V163H155ZM166 164H167V163H166ZM171 164L174 165L173 163H171ZM175 164L177 165V162H176ZM207 164H208V163H207ZM216 164H217V163H215V165H216ZM120 165H121V164H120ZM136 165H137V164H136ZM144 165H145V164H144ZM151 165H152V164H151ZM157 165H158V163H157ZM157 165H156V166H157ZM168 165H170V164H168ZM176 165H174V166H176ZM201 165H202V163H201ZM205 165H206V164H205ZM205 165H204V166H205ZM122 166H123V164H122ZM130 166L132 167V165H130ZM146 166H147V165H146ZM154 166H155V165H154ZM177 166H178V165H177ZM198 166H199V164H198ZM198 166H197V167H198ZM202 166H203V165H202ZM207 166H208V165H207ZM131 167H130V168H131ZM150 167H151V166H150ZM164 167H165V166H164ZM166 167H167V165H166ZM170 167H171V165H170ZM180 167H182V166H180ZM180 167H178V168H180ZM194 167H195V166H194ZM130 168H129V169H130ZM133 168H134V167H133ZM135 168H136V167H135ZM143 168H144V167H143ZM143 168H142V170H143ZM146 168H147V167H146ZM151 168H152V167H151ZM157 168H158V167H157ZM159 168H160V167H159ZM171 168H172V169H171ZM171 168H170V170H171L170 172H172V170H173V166H172ZM178 168H177V169H178ZM187 168H188V167H187ZM149 169H150V168H149ZM153 169H154V171L157 170L156 168H153ZM185 169H186V168H185ZM140 170H141V169H140ZM140 170H138V171H140ZM168 170H169V169H168ZM174 170H175V169H174ZM201 170H202V169H201ZM209 170H211V169H209ZM134 171H135V170H134ZM144 171H145V170H144ZM152 171H153V170H152ZM198 171H200V170H198ZM205 171H206V170H205ZM221 171H222V169H221ZM142 172H143V171H142ZM158 172H159V170H158ZM164 172H165V171H164ZM175 172H176V171H175ZM179 172H181L180 169H179ZM179 172H178V173H173V172H172V173H173V175H174V174L176 175V174H179ZM184 172H185V171H184ZM201 172H202V171H201ZM214 172H216V170H215ZM218 172H219V174H220V171H218ZM136 173H137V172H136ZM145 173H147V172L145 171ZM172 173H171V174H172ZM209 173H210V172H209ZM212 173H213V171H212ZM216 173H217V172H216ZM151 174H152V173H151ZM163 174H164V173H163ZM138 175H140V174L138 173ZM144 175H145V174H144V172H143V176H144ZM152 175H153V174H152ZM164 175H167V174L165 173ZM179 175H182V174H179ZM210 175H211V174H210ZM169 176H170V175H169ZM199 176H200V175H198V177H199ZM208 176H209V175L207 174V175H206L207 181H209V180H208ZM214 176H215V175H214ZM201 177H202V176H201ZM203 177H204V176H203ZM140 178H141V177H140ZM165 178H166V177H165ZM174 178H175V177H174ZM224 178H225V177H224ZM224 178H223V179H224ZM167 179H168V178H167ZM183 179H184V178H183ZM183 179H182V180H183ZM189 179H191V177H190ZM200 179H201V178H200ZM223 179H222V180H223ZM158 180H159V179H158ZM171 180H172V179H171ZM171 180H170V182H171ZM175 180H178V178L175 179ZM179 180H181L180 177H179ZM204 180H206V179H203V181H204ZM215 180H216V179H215ZM217 180H218V179H217ZM220 180H221V179H220ZM140 181H141V180H140ZM140 181H139V182H140ZM156 181H157V180H156ZM160 181H161V180H160ZM207 181H206V182H207ZM210 181H211V180H210ZM212 181L214 182V178L212 179ZM142 182H143V181H142ZM150 182H151V181H150ZM158 182H159V181H158ZM165 182H166V181H165ZM172 182L175 183V181H172ZM177 182H178V181H177ZM183 182H184V180H183ZM195 182L197 183L196 180H195ZM215 182H216V181H215ZM143 183H144V182H143ZM143 183H141V185H142ZM159 183H160V182H159ZM198 183H199V182H198ZM217 183H218V182H217ZM222 183H223V182H222ZM224 183H225V182H224ZM139 184H140V183H139ZM162 184H163V185H162ZM164 184H165V183H161V185H162L163 187H164ZM185 184H187V183H185ZM199 184H201V183H199ZM207 184H209V183H207ZM195 185H196V184H195ZM205 185H206V184H205ZM209 185H210V184H209ZM212 185H213V184H212ZM221 185H222V184H221ZM173 186H175V185H173ZM186 186H187V185H186ZM192 186H193V185H191V187H192ZM200 186H201V185H200ZM219 186H220V185H219ZM155 187H156V186H155ZM169 187H170V186H169ZM191 187H190V189H189L190 191H191ZM198 187H199V186H198ZM204 187H205V186H204ZM223 187H224V186H223ZM153 188H154V187H153ZM153 188H152V189H153ZM158 188H160V187H158ZM167 188H168V187H167ZM175 188H176V187H175ZM178 188H179V186H178ZM187 188H188V187H187ZM201 188H202V187H201ZM215 188H216V187H215ZM218 188H219V187H218ZM220 188H221V186H220ZM142 189L144 190V188H142ZM155 189H156L155 191L160 190V189H157V188H155ZM165 189H166V188H165ZM171 189H173V187H171ZM179 189H181V188H179ZM192 189H193V188H192ZM139 190H140V189H139ZM146 190H148V189H146ZM146 190H145V191H146ZM186 190H187V189H186ZM204 190H205V189H204ZM217 190H219V189H217ZM221 190H222V189H221ZM140 191H141V190H140ZM148 191H149V190H148ZM170 191H171V190H170ZM183 191H184V190H183ZM183 191H181V192H183ZM194 191H196V190L194 189ZM207 191H208V190H207ZM222 191H223V190H222ZM159 192H162V191H159ZM163 192H164V189H163ZM165 192H166V190H165ZM186 192H188V191H186ZM186 192H185V193H186ZM201 192H202V191H201ZM203 192H205V191H203ZM203 192H202V193H203ZM216 192H217V191H216ZM219 192H220V191H219ZM140 193H141V192H140ZM145 193H146V192H145ZM148 193H149V192H147V194H148ZM154 193L156 194V192H154ZM178 193H179V191H178ZM188 193H189V192H188ZM209 193H210V196H211V191H210ZM212 193H214V192H212ZM220 193L223 194L222 192H220ZM224 193H225V192H224ZM157 194H158V193H157ZM160 194H161V193H160ZM172 194L174 195V193H172ZM179 194H180V193H179ZM190 194H191V193H190ZM203 194H204V193H203ZM203 194H202V195H203ZM217 194H219V193L217 192ZM153 195H154V194H153ZM170 195H171V194H170ZM214 195H215V194H214ZM142 196H143V194H142ZM159 196H160V195H159ZM159 196H158V197H159ZM162 196H163V195H162ZM167 196H168V194H167ZM171 196H172V195H171ZM176 196H177V194H176ZM176 196L174 195L173 198H175ZM180 196H181V195H180ZM187 196H188V195H187ZM194 196H196V195H194ZM215 196H216V195H215ZM218 196H220V195H218ZM222 196H223V195H222ZM225 196H226V195H225ZM158 197H156V198H158ZM181 197H182V196H181ZM143 198H144V197H142V199H143ZM148 198H149V197H148ZM150 198H151V197H150ZM156 198H155V199H156ZM163 198H164V197H163ZM183 198H184V197H183ZM185 198H186V197H185ZM185 198H184V199H185ZM216 198H217V197H215V199H216ZM158 199H159V198H158ZM160 199H161V198H160ZM166 199H167V198H166ZM181 199H182V198H181ZM203 199H205V198H203ZM212 199H214V197H213ZM223 199H224V198H223ZM223 199H222V200H223ZM144 200H145V199H144ZM148 200H149V199H148ZM153 200H154V198H153ZM196 200H197V199H196ZM205 200H206V199H205ZM205 200H203V201H204L203 203H205ZM217 200H218V199H217ZM149 201H151V200H149ZM154 201H155V200H154ZM176 201H177V200H176ZM180 201H181V200H180ZM180 201H179V202H180ZM187 201H188V200H187ZM187 201H186V203H187ZM199 201H201V200H199ZM199 201H198V202H199ZM143 202H144V201H143ZM168 202H169V201L167 200V203H168ZM177 202H178V201H177ZM213 202H214V201H213ZM218 202H219V201H218ZM218 202H216V204H217ZM224 202H225V201H224ZM144 203H145V202H144ZM151 203H152V202H151ZM169 203H170V202H169ZM173 203H174V202H173ZM189 203H190V202H189ZM191 203H192V201H191ZM191 203H190V204H191ZM208 203H209V201H207V205H208ZM152 204H153V203H152ZM220 204H222V203H220ZM182 205H183V204H182ZM186 205H187V204H186ZM199 205H200V203H199ZM224 205H225V204H224ZM176 206H177V204H176ZM180 206H181V205H180ZM217 206H219V205L217 204ZM155 207H156V206H155ZM183 207H184V206H183ZM195 207H196V206H195ZM197 207H198V206H197ZM199 207H200V206H199ZM201 207H202V206H201ZM201 207H200V209H201ZM213 207H214V206H213ZM227 207H228V206H227ZM156 208H157V207H156ZM184 208H185V207H184ZM203 208H204V206H203ZM152 209H154V207H152ZM176 209H177V208H176ZM178 209H180V208H178ZM182 209H183V208H182ZM213 209H214V208H213ZM226 209H227V208H226ZM148 210H149V209H148ZM180 210H181V209H180ZM183 210H184V209H183ZM186 210H187V209H186ZM211 210H212V209H211ZM211 210L209 209V211H211ZM159 211H160V210H159ZM217 211H218V209H217ZM171 212H172V214H173V211H171ZM184 212H187V211H184ZM189 212H190V211H189ZM189 212H188V213H189ZM191 212H192V211H191ZM203 212H206V211H203ZM160 213H161V212H160ZM160 213H159V214H160ZM177 213H178V212H177ZM198 213H199V212H198ZM214 213H215V212H214ZM179 214H180V213H179ZM184 214H185V213H184ZM196 214H197V213H196ZM201 214H202V213H201ZM218 214H219V213H218ZM164 215H165V214H164ZM182 215H183V214H182ZM188 215H189V214H188ZM208 215H210V214L208 213ZM166 216L168 217L167 213H166ZM166 216H165V217H166ZM184 216H185V215H184ZM191 216H192V215H191ZM194 216H195V214H194ZM201 216H202V215H201ZM203 216H204V215H203ZM212 216H213V215H212ZM215 216H216V215H215ZM165 217H164V220H165ZM195 217H196V216H195ZM198 217H200V216H198ZM205 217H206V216H205ZM169 218H170V217H169ZM185 218H187V216H186ZM185 218H184V219H185ZM201 218H202V217H201ZM212 218H213V217H212ZM212 218H211V219H212ZM174 219H176V218H173V220H174ZM177 219L179 220L178 217H177ZM184 219H183V220H184ZM203 219H204V218H203ZM208 219H209V218H208ZM211 219H210V220H211ZM213 219H214V218H213ZM167 220H168V219H167ZM167 220H166V221H167ZM171 220H172V219H171ZM171 220L169 219L170 222H171ZM191 220H192V219H191ZM169 221H168V223H170ZM181 221H182V220H181ZM181 221H180V222H181ZM194 221H196V219H195ZM202 221H204V220H202ZM215 221H216V220H214V222H215ZM227 221H228V220H227ZM162 222H163V221H162ZM162 222H161V224H162ZM175 222H178V221H175ZM185 222H186V221H185ZM171 223H172V222H171ZM182 223H183V222H182ZM194 223H195V222H194ZM201 223L203 224V222H200L199 224H201ZM225 223H226V222H225ZM229 223H230V222H229ZM164 224H165V221H164ZM174 224H175V223H174ZM179 224H180V223H179ZM204 224H205V223H204ZM212 224H214V223H212ZM169 225H170V224H169ZM184 225H185V224H184ZM190 225H191V223H190ZM215 225H216V224H215ZM158 226H159V225H158ZM164 226L166 227V225H164ZM172 226H173V225H172ZM176 226H177V225H176ZM196 226H198V225L196 224ZM196 226H195V227H196ZM167 227H169V226H167ZM167 227H166V229H167ZM185 227H187V226H185ZM185 227H184V228H185ZM188 227H189V226H188ZM212 227H213V226H212ZM173 228H174V227H173ZM184 228H183V232H184ZM217 228H218V227H217ZM219 228H220V227H219ZM158 229H160V227H159ZM163 229H164V228H163ZM166 229H165V230H166ZM168 229H170V227H169ZM196 229H197V228H196ZM209 229H210V228H209ZM215 229H216V228H215ZM215 229H212V230H215ZM165 230H164V231H165ZM170 230H171V229H170ZM172 230H173V229H172ZM179 230H180V229H179ZM185 230H187V229L185 228ZM174 231H175V230H174ZM181 231H182V230H181ZM167 232H168V231H167ZM167 232H166V233H167ZM172 232H173V231H171V233H172ZM186 232H188V230H187ZM197 232H198V234H199V231H198V230H197ZM215 232H216V231H215ZM218 232H219V230H218ZM220 232H221V230H220ZM220 232H219V233H220ZM162 233H163V232H162ZM169 233H170V232H169ZM192 233H193V231H192ZM200 233H201V232H200ZM206 233H207V232H206ZM213 233H214V231H213ZM216 233H217V232H216ZM178 234H179V232H178ZM183 234H184V233H183ZM194 234H197V233H194ZM162 235H163V234H162ZM184 235H185V234H184ZM191 235H193V234H191ZM204 235H205V234H204ZM178 236L180 237L181 235H178ZM195 236H196V235H195ZM199 236H200V235H199ZM205 236H206V235H205ZM209 236H210V235H209ZM209 236L207 235V238H210ZM217 236H218V235H217ZM188 237H189V236H188ZM188 237H187V238H188ZM191 237H192V236H191ZM196 237H197V236H196ZM203 237H204V236H202V238H203ZM198 238H199V237H198ZM200 238H201V237H200ZM196 239H197V238H196ZM225 239H226V238H225ZM182 240H184V239H182ZM203 240H204V239H203ZM203 240L201 239L200 241H203ZM214 240H215V239H214ZM214 240H213V241H214ZM167 241H168V240H167ZM188 241H189V240H188ZM192 241H193V240H192ZM194 242H195V240H194ZM194 242H193V244H194ZM188 243H190V242H188ZM180 244H181V243H180ZM197 244H198V242H197ZM195 245H196V244H195ZM189 246H190V245H189ZM192 246H194V245H192ZM213 246H214V245H213ZM216 246H217V245H216ZM216 246H215V247H216ZM185 247H186V246H184L183 248H185ZM193 249H194V248H193ZM193 249H192V250H193ZM216 249H217V248H216ZM216 249H215V250H216ZM189 250H190V249H189ZM220 250H221V249H220ZM230 250H231V249H230ZM222 251H223V250H222ZM207 259H208V258H207ZM209 261H210V260H209ZM194 262H195V261H194ZM206 263H207V262H206ZM206 263H205V264H206ZM203 264H204V263H203Z\"/></svg>",
	"mask_w": 264,
	"mask_h": 264
}]
</instances>
